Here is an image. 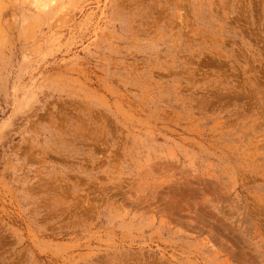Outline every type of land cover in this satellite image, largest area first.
<instances>
[{
  "label": "rangeland",
  "instance_id": "rangeland-1",
  "mask_svg": "<svg viewBox=\"0 0 264 264\" xmlns=\"http://www.w3.org/2000/svg\"><path fill=\"white\" fill-rule=\"evenodd\" d=\"M0 264H264V0H0Z\"/></svg>",
  "mask_w": 264,
  "mask_h": 264
}]
</instances>
